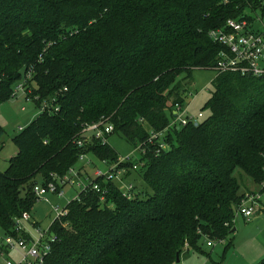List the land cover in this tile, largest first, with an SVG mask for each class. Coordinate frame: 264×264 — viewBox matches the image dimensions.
<instances>
[{"label":"trees","instance_id":"obj_1","mask_svg":"<svg viewBox=\"0 0 264 264\" xmlns=\"http://www.w3.org/2000/svg\"><path fill=\"white\" fill-rule=\"evenodd\" d=\"M247 10L263 14L264 0H0V104L21 84L39 109L0 171V236H17L37 177L57 183L80 154L117 162L107 141L77 145L85 125L107 119L140 151L135 171L123 165L144 186L126 198L94 177L103 199L88 186L65 205L42 264H177L204 237L231 247L244 177L264 180V74L217 73L196 126H172L171 111L185 101L182 79L213 69L221 46L211 30ZM156 132L166 149L149 140Z\"/></svg>","mask_w":264,"mask_h":264},{"label":"built area","instance_id":"obj_2","mask_svg":"<svg viewBox=\"0 0 264 264\" xmlns=\"http://www.w3.org/2000/svg\"><path fill=\"white\" fill-rule=\"evenodd\" d=\"M250 17L249 19L247 17H229L224 26L211 30V38L221 46L213 66V69L217 73L230 72L241 76L250 75L253 77H260L264 74V13L260 16L255 15L254 17ZM17 89L23 91L22 85L20 84ZM45 108L47 107L43 106L41 110L43 111ZM53 108L56 110L57 106ZM172 113L174 118L171 121V125L176 126V128L188 122H192L193 124L198 123L194 117L185 115L186 111L183 109V104H176L172 108ZM197 116L202 117V114L198 113ZM112 131L113 125L107 119L87 124L82 130L84 136L77 141V145H84L88 139L106 141V136ZM86 133H91V136H87ZM163 135L164 133L161 132L152 133L149 140L158 137L160 140L159 148L166 149L167 144L162 139ZM79 160L85 161L87 164L91 163V159L87 154H80ZM129 162H131L129 157L122 158L121 156L118 157L117 162L114 164H107L105 160H102L101 163L106 165L108 169L104 171L96 168L94 177L103 176L105 181H123L122 185H120L121 193L126 198H130L132 197L135 185L132 182L125 184L123 180L124 174L127 172L123 164H128ZM129 168L135 171L138 166L134 162L132 165H129ZM262 170L264 172V166ZM80 172L79 169L71 168L62 177L53 175L57 183L47 181L41 184L38 181L32 188L36 201L39 199L47 201V194L63 196L65 187L73 186V183L82 177ZM85 181L84 184L77 183L79 190L74 198H78L80 191H84L86 187L91 186L93 190L101 194L100 200H102L105 188H101L98 183L88 176ZM241 196L242 198L234 210V218L241 215L248 221L256 211L262 208V202L264 201V180L257 184L256 189L243 192ZM64 207L61 208L58 204L52 205L55 216L64 215L66 213ZM30 212L24 211L17 218L15 223L17 236L9 234L0 236V264H42L44 257L50 252L51 244L56 241L57 236L56 234H52L48 228L41 229L40 225L38 226L32 218ZM26 224L30 229L26 227ZM204 238H206L207 245L209 246L213 244V241L217 243H224L226 241L225 238H218V240H212L208 237Z\"/></svg>","mask_w":264,"mask_h":264},{"label":"rangeland","instance_id":"obj_3","mask_svg":"<svg viewBox=\"0 0 264 264\" xmlns=\"http://www.w3.org/2000/svg\"><path fill=\"white\" fill-rule=\"evenodd\" d=\"M246 13L252 17L262 15L259 12L254 13L248 10ZM216 75L215 69L196 68L192 70L190 78L184 81L182 79V83L187 82L188 84V91L183 103V109L186 111L185 115L194 117L197 122L208 115V110H204L203 105L210 96V91L213 87L211 82ZM182 76L183 74L178 79ZM38 113L39 109L29 98L25 97L21 89H16L10 99L0 104V126L3 129V135L0 139V171H4L8 160L15 155L17 150L12 142L13 136L19 132L20 127L29 124ZM198 113H201L202 117H198ZM167 114L169 116L168 110ZM86 135L91 136V133H86ZM106 141L122 158L129 157L131 162L136 161L138 163L140 161V151L137 148H133L121 134L111 133ZM88 156L92 160V164L86 167L90 179H94L95 168L104 171L108 169L106 165L94 156L89 154ZM82 165L84 166L85 164L78 162L75 169L78 170V167ZM237 173L235 174L237 175ZM86 177L87 175L83 174L82 177L73 183V187L65 188V199L60 198V196L47 194L46 198L50 202H46L43 199L36 201L31 213L35 219H40L39 225L41 229L48 228L51 221L55 219L51 204L57 203L61 208L64 207L68 203L67 198L71 200L76 196L79 190L77 183L84 184ZM39 178L37 177V182ZM245 178L250 179L245 176L244 180H246ZM123 180L125 184L128 182L135 184L136 182L139 187L144 186L143 182L137 178L136 172H132L131 177ZM122 182L115 181L118 186L122 185ZM254 184L252 190L257 188V184L255 182ZM260 213L263 214L256 218H253V216V219L251 218L252 220L248 224L244 222L242 217H238L237 222L234 223L236 230L230 234L233 237L231 247L225 249L223 243H217L216 241H213L212 246H209L206 238H201V241L198 242L201 251H196L193 247H185L177 264H257L264 258V206L256 214ZM26 227L29 228L27 224Z\"/></svg>","mask_w":264,"mask_h":264},{"label":"crops","instance_id":"obj_4","mask_svg":"<svg viewBox=\"0 0 264 264\" xmlns=\"http://www.w3.org/2000/svg\"><path fill=\"white\" fill-rule=\"evenodd\" d=\"M172 112V111H171ZM172 115H173V113H172ZM82 163H84L85 165L83 166L82 165V169H80V174H81V176H83V174L84 175H87L88 177H89V174H88V169L86 168V167H88L90 164H92V160H91V163H89V164H87L85 161H83ZM95 168V167H94ZM96 169V168H95ZM94 170V169H93ZM131 175H132V172L131 173H129L128 175H127V172L124 174V179L126 180L128 177H131ZM255 184H254V181L252 180V179H246L245 181H244V186L242 187V189H241V192L243 193V192H245V190H247V191H249V189H252V187L254 186ZM70 187H73V186H70ZM66 188V187H65ZM244 190V191H243ZM55 195V194H54ZM65 195H66V191H65V193H64V195L63 196H60V198H63V199H65ZM57 196V195H56ZM46 200H47V198H46ZM67 201H70V200H68V198L66 199ZM46 202H50V201H46ZM54 204H57V203H54ZM52 205L53 204H51V207H52ZM264 206V201L262 202V207ZM258 211H256L250 218H249V220L247 221V220H245L241 215H239V216H236L235 218L233 217V230H236V228H235V225H234V223H236L237 222V220H238V217H242L243 218V220H244V222L246 223V224H248L253 218H256V217H258L259 215H261V214H263V213H260V214H256ZM30 214H31V216H32V218L35 220V222L39 225L40 224V219H35L34 217H33V215H32V213L30 212ZM235 214V213H234ZM254 216V217H253ZM253 217V218H252ZM252 218V219H251ZM236 219V220H235ZM52 222V221H51ZM51 224V223H50ZM228 238H229V236H228ZM233 238V237H232ZM231 241H232V239H231ZM224 245V244H223ZM212 246V245H211ZM179 261H180V257H179ZM178 261V262H179Z\"/></svg>","mask_w":264,"mask_h":264},{"label":"water","instance_id":"obj_5","mask_svg":"<svg viewBox=\"0 0 264 264\" xmlns=\"http://www.w3.org/2000/svg\"><path fill=\"white\" fill-rule=\"evenodd\" d=\"M174 115H175V113H174ZM198 123H195L194 125L196 126ZM178 261H179V258H176V262L178 263Z\"/></svg>","mask_w":264,"mask_h":264}]
</instances>
